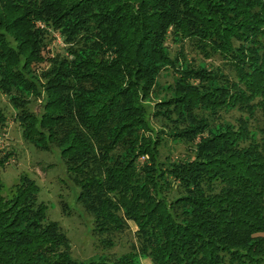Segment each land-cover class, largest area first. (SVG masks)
<instances>
[{"label":"trees","instance_id":"trees-1","mask_svg":"<svg viewBox=\"0 0 264 264\" xmlns=\"http://www.w3.org/2000/svg\"><path fill=\"white\" fill-rule=\"evenodd\" d=\"M0 94L28 143L61 150L102 251L76 259L22 175L0 180V264H264V0H0ZM166 134L186 157L160 160Z\"/></svg>","mask_w":264,"mask_h":264},{"label":"rangeland","instance_id":"rangeland-1","mask_svg":"<svg viewBox=\"0 0 264 264\" xmlns=\"http://www.w3.org/2000/svg\"><path fill=\"white\" fill-rule=\"evenodd\" d=\"M64 44L61 38L51 45V53L62 52ZM179 49L174 48V55ZM188 60L196 59L201 62L200 57L190 49L186 52ZM174 84V75L165 72L159 79V88L152 97L145 102L149 112L154 111L155 104L166 98ZM171 86V87H170ZM171 93V92H170ZM41 101L34 100L31 104L33 111H38ZM0 110L8 117L6 131L0 134V151L9 152L11 159L8 165L1 171L0 180L8 190L19 182L22 175L34 179L40 186V200L49 205V218L60 224L69 239L71 240L73 256L82 261H88L98 255H102L98 248L97 239L93 236L92 216L77 203L79 188L72 181L67 173V168L61 158V150L52 147L45 151L28 143L22 133V128L15 121L16 109L11 105L9 99L0 94ZM237 112L226 115L227 120L233 122ZM151 125L155 131L162 130L161 123L151 119ZM166 132V131H165ZM163 143L160 147L161 161L169 157L172 161L184 158L187 155L186 145L182 142L172 140L167 134L160 135ZM131 231L119 236L116 239L117 245L112 250H106L110 256H121L130 251V244L136 240L134 232L137 226L131 223ZM149 259L143 261L144 264H152Z\"/></svg>","mask_w":264,"mask_h":264},{"label":"crops","instance_id":"crops-1","mask_svg":"<svg viewBox=\"0 0 264 264\" xmlns=\"http://www.w3.org/2000/svg\"><path fill=\"white\" fill-rule=\"evenodd\" d=\"M151 263V262H150Z\"/></svg>","mask_w":264,"mask_h":264}]
</instances>
